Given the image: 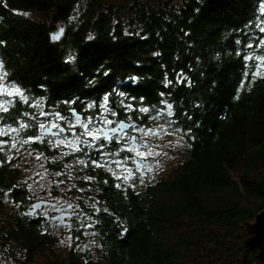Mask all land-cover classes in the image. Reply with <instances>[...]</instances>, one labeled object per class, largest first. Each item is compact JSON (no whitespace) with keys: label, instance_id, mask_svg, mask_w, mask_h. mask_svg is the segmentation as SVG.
<instances>
[{"label":"trees","instance_id":"1","mask_svg":"<svg viewBox=\"0 0 264 264\" xmlns=\"http://www.w3.org/2000/svg\"><path fill=\"white\" fill-rule=\"evenodd\" d=\"M261 29L264 0H0V83L27 97L0 96L11 101L0 129H17L0 136L8 141L0 151V264H264L246 251L242 226L264 208ZM105 95L117 114L107 119L172 135L176 164L167 173L136 170L125 181L116 164L129 156L127 138L109 146L86 138L63 157L52 136L21 145L55 113L75 108L82 121L97 119ZM23 151L39 153L60 183L32 193L15 162ZM49 198L70 200L77 216V246L64 256L52 250V222L26 214Z\"/></svg>","mask_w":264,"mask_h":264},{"label":"rangeland","instance_id":"2","mask_svg":"<svg viewBox=\"0 0 264 264\" xmlns=\"http://www.w3.org/2000/svg\"><path fill=\"white\" fill-rule=\"evenodd\" d=\"M116 2H119L120 0H113ZM64 117H67V123L65 121H63V125L66 129L67 135H63V136H52L53 138L50 140L51 143L55 146H57V142L60 139L63 138H67L68 140L73 139L74 137V133L73 130L71 129L69 130L67 128V124L68 123H75L74 117L73 115H65ZM46 125H50V123L46 124ZM75 128H80L82 129L79 125H77ZM156 128H151V130H154ZM83 130V129H82ZM147 130V129H146ZM42 131V129H41ZM132 132L136 135L137 140H141L143 142H146V144L150 147L151 151L153 153H155V155H150L147 156L145 158L146 159H151L152 161L150 163H148L146 166V168L143 167L142 172H138L141 174H144V171H149V172H153L154 174H165L169 171V169L171 167H173L176 164V160L173 157V153H172V149H175L176 147L174 146V138L172 137V135L170 133H165L163 131H158L156 129V132L153 133H149L148 136H143V133L140 132H135L132 130ZM86 138H81V140H84ZM89 140L91 141V138H89ZM92 142V141H91ZM98 140L95 141L94 144H97ZM143 142L142 143L143 145ZM93 143V142H92ZM59 149V154L60 156H65L68 153L74 152L72 148L67 147L65 145H60L57 146ZM129 147H133L131 146L129 143L126 144V149ZM262 149V145H257L255 146L250 153L255 154L258 151H260ZM141 151H147L148 149L145 147H141L140 148ZM128 151V150H127ZM129 156L125 159L122 160L121 163V168H122V172L124 175L126 176H134L136 174V169L134 168V166H130L127 161L130 160L132 161V159L135 156L134 152L128 151ZM261 153V152H259ZM37 156H39L40 158L37 159ZM136 157V156H135ZM17 167L19 168V179L23 182H25L29 188V190L34 193V194H40L42 193H48L49 191V187L53 184V182H56L57 185L60 183V180H55L54 176L57 174H54L53 172L49 171V170H45V160L43 159V157L36 152H30V151H23L20 152L19 155L17 156V160L15 161ZM71 165V164H70ZM125 169H130L131 170V175H129V173L125 170ZM71 171V169H70ZM40 197V196H39ZM51 200H56V201H60L62 199L60 198H49ZM4 211H6V208L4 209ZM38 215L43 214V212H37ZM35 213V214H37ZM34 214V215H35ZM77 216L74 217V219ZM73 219V220H74ZM81 222V220H80ZM86 224V229L82 230V234L85 236L86 241L84 242V246H91L93 243V240L91 239V236H89V227H87L88 223ZM53 229L55 230V239H56V243L53 245L52 250L55 253H60L62 256L65 255V253L71 248V246L73 245L72 242L74 241V237L73 235L70 234V230H71V224L62 228V229H58V227L53 224L52 225ZM69 237H71V239H69ZM63 241V242H62ZM75 244L73 245L74 247L77 246V242L78 239L75 238ZM48 257V251H45V253H40V255L37 256V260L39 262H44L45 259Z\"/></svg>","mask_w":264,"mask_h":264},{"label":"snow or ice","instance_id":"3","mask_svg":"<svg viewBox=\"0 0 264 264\" xmlns=\"http://www.w3.org/2000/svg\"><path fill=\"white\" fill-rule=\"evenodd\" d=\"M262 31H264V29H261ZM59 35L54 36V39H58ZM0 43H2V41H0ZM249 47H251V45H249ZM250 58V57H249ZM256 76H264V71H258L255 73ZM7 76V73L3 71V62L0 61V81H3L4 78ZM19 96L22 100H24V102H27V97H25L23 95L22 90L15 86V85H6L3 83H0V96ZM123 95V94H121ZM237 99L239 98L238 96L236 97ZM104 103L100 106L102 111L99 114L98 118L94 120L93 117H87L84 119V121H82V118L80 115L76 114L75 112H73V117L75 120V123H68L67 124V128L69 130L71 129H75V127L77 125H79L83 131L79 133V135H74L73 139L68 140L66 137L63 139L58 140L57 142V146L60 145H65L67 147H70L73 149V151H80V145L81 144H87L88 140L84 139L81 140V137H85V138H91V141L93 143H95V141L101 139V136H103L105 139H111L112 136H116L118 139L123 140L125 139V137H127V140L130 141L133 145H135L134 147H129L126 150L134 152L135 156L140 158V160H144L147 156L150 155H155V153H153L150 149V147L146 144V142H143V146L145 148H147V151H141L140 150V145L136 144L137 141V137L136 136H127L126 133V129L131 128L133 131L135 132H140L143 133V136H148L149 133L152 132L151 129H143V128H138L136 126L135 123H125L124 121H115V120H110L107 119V116L105 115L110 114L111 116H116L117 114L115 112H112L108 107H107V102H108V96L105 95L104 98ZM11 103V101H5L3 103H0V111L3 112H7L8 111V107H6L5 105ZM94 105H89V107H93ZM129 110L132 109V105H127L126 106ZM169 109L171 108V105L167 106ZM139 111L147 113L149 111V109L147 108H141L139 109ZM39 115L41 116H46V115H51L49 113H45L43 111H41L39 113ZM0 119H2V117H0ZM68 118L61 116L59 113H55V120L50 122V125H46L45 123H40L39 124V128L44 130V133H51L54 136H60L62 133H64L66 131V129L64 127H61L59 123H57L56 121H65L67 123ZM96 123H100L103 124L105 127L101 128V127H97ZM110 125H115L114 127H108ZM28 125L26 124H21L20 127L24 128L27 127ZM52 129H56L55 132H52ZM17 131V129H13L10 126L7 128V131L0 129V136L2 135H8L11 132H15ZM109 134H112V136H110ZM43 134L42 135H38L35 137H29L28 140H24L21 142L22 144L25 143H30L35 141H40L43 140ZM8 144V141H4V140H0V151H4V146ZM101 147H103V145H101ZM11 148H16V141L13 140L11 143ZM19 149H17L18 151ZM40 157L37 156V159H39ZM9 160L12 159L11 156L8 157ZM93 164H95L97 167H101L103 165L98 164L96 161H93ZM117 167H121V163L117 162L116 164ZM129 175H131V170L130 169H125ZM57 175H60L59 173H57ZM115 175V173H114ZM119 178V177H118ZM85 179L87 180H92V177H85ZM123 179L125 181H127L128 176H124ZM117 187H120V185H116ZM2 191V190H0ZM11 191V189H9V192ZM5 196H7V193H5ZM69 207H71V205H68ZM55 207V206H53ZM97 211H99V209H96ZM106 211V210H105ZM88 227H91V225H87ZM126 231V229H125ZM69 239H71V237H69ZM63 242V241H62Z\"/></svg>","mask_w":264,"mask_h":264},{"label":"water","instance_id":"4","mask_svg":"<svg viewBox=\"0 0 264 264\" xmlns=\"http://www.w3.org/2000/svg\"><path fill=\"white\" fill-rule=\"evenodd\" d=\"M62 32H63V27L59 26L57 29H55L51 33V39L53 41L54 40L58 41L62 35ZM56 35H59L58 39H54V36H56ZM68 111L71 115H73V112H75L76 114L80 115L82 118V114L80 112H78L75 108H70ZM117 121H124L125 123H133L130 121H126L124 119L117 120ZM60 126L64 127L62 125H60ZM114 126L115 125H110L108 127H114ZM99 127L103 128L105 126L100 124ZM129 129H126L125 131H127ZM55 131H56V129H52V132H55ZM152 132L155 133L156 129L152 130ZM41 134H43V136H54L51 133H44V130L41 131ZM109 135L112 136V134H109ZM130 136H136V135L131 134ZM102 139L104 141H110L111 140V139H105L103 136H102ZM130 144L133 145L131 142H130ZM136 144L142 145V143H140L138 140L136 141ZM133 146H135V145H133ZM146 163H147V160H145V159L144 160L135 159L133 164H134L135 168L137 169V171L141 172ZM64 203L65 204L63 206H61L62 204H57V202H55V201H51L48 199H38V200L33 201L30 204V206L26 210V214L32 216L37 211H39L41 208H43L47 205H54L55 208H53V210L45 213L44 217L47 218L49 216H52V220L56 221L58 228L61 229L62 227H64L68 223L66 218L68 217L69 214L67 212H65V209L70 208L68 205H71V201L69 200L68 202H64ZM242 226L250 234L244 243V246L246 247V251L257 250L256 257L259 260H261L262 262H264V208L262 210H260L259 212L255 213L251 219L246 220L242 224Z\"/></svg>","mask_w":264,"mask_h":264},{"label":"flooded vegetation","instance_id":"5","mask_svg":"<svg viewBox=\"0 0 264 264\" xmlns=\"http://www.w3.org/2000/svg\"><path fill=\"white\" fill-rule=\"evenodd\" d=\"M126 133H127V136H129V135H131V134H134L133 132H132V129H129V130H127L126 131ZM113 138H116V139H118L116 136H112V138H111V140L113 139ZM127 137H125V139H126ZM110 140V141H111ZM110 141H106L107 142V146H109L110 145ZM138 141L139 142H143V141H141V140H139L138 139ZM131 145V144H130ZM131 146H133V145H131ZM134 147V146H133ZM141 147H144L143 145H140V148ZM135 159H140V158H138V157H135L134 156V158L132 159V163H134V160ZM146 165V164H145ZM144 165V166H145ZM133 166H134V164H133ZM134 168H135V166H134ZM136 169V168H135ZM137 170V169H136ZM139 172V171H138ZM142 172V171H141ZM48 200H51V199H48ZM51 201H55V202H57V204H62L61 206H63L65 203L64 202H66V200L65 199H62V200H60V201H56V200H51ZM69 201V200H68ZM67 201V202H68ZM54 205H47V206H45V207H43V208H41L39 211H37V212H43V214L42 215H44L45 213H47V212H49V211H51V210H53V208H55V207H53ZM36 212V213H37ZM65 212H67L69 215H68V217L66 218V220L68 221V223L64 226V227H66V226H68V225H70V223H71V219L74 217V214H75V211H74V207L72 206V204H71V207L70 208H68V209H65ZM44 218H46V217H44ZM47 220H49L50 222H52V224H55L56 226H57V224H56V221H54V220H52V216H49V217H47L46 218ZM58 227V226H57ZM64 227H62V228H64ZM61 228V229H62ZM59 229V228H58ZM60 230V229H59Z\"/></svg>","mask_w":264,"mask_h":264}]
</instances>
